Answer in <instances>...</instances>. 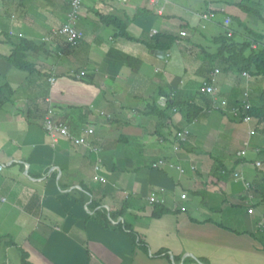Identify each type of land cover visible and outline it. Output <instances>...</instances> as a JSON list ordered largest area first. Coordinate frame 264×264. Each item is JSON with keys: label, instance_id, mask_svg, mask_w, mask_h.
I'll use <instances>...</instances> for the list:
<instances>
[{"label": "crops", "instance_id": "1", "mask_svg": "<svg viewBox=\"0 0 264 264\" xmlns=\"http://www.w3.org/2000/svg\"><path fill=\"white\" fill-rule=\"evenodd\" d=\"M70 1L0 0V88L11 90L0 106V252L14 249L10 237L31 264H264V118L210 110L248 91L264 113V74L215 59L225 18L234 40L248 39L244 28L264 38V0H83L75 47L55 36ZM159 36L173 38L168 49ZM17 39L34 73L7 63ZM207 78L213 96L200 92ZM47 106L75 136L92 126L98 150L46 136Z\"/></svg>", "mask_w": 264, "mask_h": 264}, {"label": "trees", "instance_id": "2", "mask_svg": "<svg viewBox=\"0 0 264 264\" xmlns=\"http://www.w3.org/2000/svg\"><path fill=\"white\" fill-rule=\"evenodd\" d=\"M239 6L243 10H246L241 5ZM137 14H140V12H138ZM110 23L111 25L116 27L120 25L119 22L116 20H111ZM244 31L246 32L245 35L248 39H244L242 42H236L234 40V34L232 30L231 37H226L225 34H223V36L219 38L220 47L218 49V53L215 56V59L218 58L220 62H223V65H225L227 69H233L239 75L246 74L248 76H255L257 74H264V50L259 46V43L261 42V40H263V37H257V35H253V33L247 30L246 28H244ZM172 41L173 38L171 37L159 36L155 38V44L157 45V47H160V42H166L165 45L160 47L161 49H168ZM252 43L257 44L256 49H251ZM27 45L28 42L23 39H17L15 42H12V52L6 58V61L9 65L19 71L34 73V67L26 61L25 52H27L28 49ZM128 61L130 62V59ZM205 83H210L208 78L205 79ZM201 86L202 85H200V87ZM10 91L11 90L7 85L0 88V106L7 101L6 94L10 93ZM168 106L170 108H175L178 110L183 109L182 105L176 103L175 100H173L170 105L168 104ZM184 111H186L185 121H187V123H190L191 119L196 116L197 109L195 107L188 106L187 109ZM260 113L261 112L258 113L257 109L255 108H252L250 111H248V115L252 117V119H257L261 115V118H264V113ZM229 118L231 120L234 119L231 117ZM163 213H165V210L156 206L154 207L152 216L154 218H158L160 215H163ZM100 217L102 218V220H104L107 225H110L106 217H103L102 215H100ZM114 228H116L118 231L124 232V234L129 238V240L133 244L135 243V237L133 236V234H131V232L128 231L127 228L123 227L120 223L114 226ZM1 239L2 238L0 237V241H2ZM139 244L141 245V240L139 241ZM4 245L7 247H13L17 250V252L19 253L20 264H31L28 260V254L23 251L19 246H17L10 237H7V241L4 243ZM141 249L145 250L144 246H141Z\"/></svg>", "mask_w": 264, "mask_h": 264}, {"label": "built area", "instance_id": "3", "mask_svg": "<svg viewBox=\"0 0 264 264\" xmlns=\"http://www.w3.org/2000/svg\"><path fill=\"white\" fill-rule=\"evenodd\" d=\"M151 2H155V0H151ZM82 3H83V0H71L70 1V9L66 15L65 23L55 33V36L62 37L65 43L70 47L77 46L82 39L81 34L76 29V22L78 20V16L81 10ZM200 18L207 19L208 17L200 16ZM229 24H230L229 18H225L223 25H224V34L226 37H231L232 35V32L229 29ZM259 46L264 50V38L259 43ZM256 48H257V44L252 43L251 49H256ZM242 75L247 76L246 74H242ZM83 76H84V72L71 74V77L75 79H80ZM47 82L52 85L54 84L55 79L53 77H50L47 79ZM216 91L217 89L211 84L203 83L202 86L200 87V92L205 95L213 96L214 94H216ZM248 97H249V93L248 91H245L244 93H242V100L234 106H229L227 101L224 99H221L218 102L213 100L214 104L212 105L210 110L217 111L223 114H227L231 118L240 120V122L248 124L252 120V117L248 115V111L252 109V105ZM41 127L45 135L48 136L52 140L56 138H64L74 145L86 146L92 151L98 150L97 148L93 147L89 142H87V139H86L87 136H91L94 133V129L92 126L85 127V129L82 131L83 134L81 136H75L69 131L66 124L56 117L54 110L51 106H47V108L45 109V115H44ZM187 135H188L187 131H181V132L176 133L175 135L176 142L183 143L186 140ZM249 135L254 136L255 130L250 129ZM173 149L174 151H177L179 147L174 146ZM238 156L244 157L245 152L244 151L239 152ZM162 164H163V161L159 160L157 162L152 163L151 168H158ZM256 166H260V164L256 163ZM94 169L98 170V165H95ZM234 176L236 177L237 174H234ZM97 179L98 181L104 182V179L101 177ZM245 187L249 188V184L246 183ZM181 198L184 199L185 195H181ZM248 211H251V210H248Z\"/></svg>", "mask_w": 264, "mask_h": 264}, {"label": "rangeland", "instance_id": "4", "mask_svg": "<svg viewBox=\"0 0 264 264\" xmlns=\"http://www.w3.org/2000/svg\"><path fill=\"white\" fill-rule=\"evenodd\" d=\"M245 5L249 6L251 9H253L254 11H256L255 13H257V6L255 5H248L247 3H245ZM237 42H241L242 39H235ZM244 93V91L242 92ZM225 224V222H224ZM226 225V224H225ZM236 228V227H234ZM31 230H35L34 227H29L28 228V231L26 233V235H30L31 233ZM3 250V248H2ZM4 251H1L0 252V264H20V259H19V253L17 252V250H14V249H9V251L7 253H5ZM34 261H36V259L33 258V260L31 261L32 263H34Z\"/></svg>", "mask_w": 264, "mask_h": 264}, {"label": "water", "instance_id": "5", "mask_svg": "<svg viewBox=\"0 0 264 264\" xmlns=\"http://www.w3.org/2000/svg\"><path fill=\"white\" fill-rule=\"evenodd\" d=\"M155 55L160 57V58H163L165 56V52H162V51H154Z\"/></svg>", "mask_w": 264, "mask_h": 264}]
</instances>
